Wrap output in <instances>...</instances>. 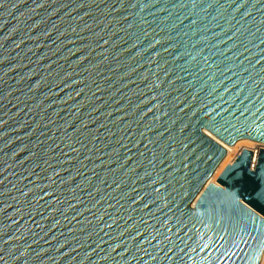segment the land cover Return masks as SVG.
I'll list each match as a JSON object with an SVG mask.
<instances>
[{"label": "water", "instance_id": "obj_1", "mask_svg": "<svg viewBox=\"0 0 264 264\" xmlns=\"http://www.w3.org/2000/svg\"><path fill=\"white\" fill-rule=\"evenodd\" d=\"M263 248L264 0H0V264Z\"/></svg>", "mask_w": 264, "mask_h": 264}, {"label": "bare ground", "instance_id": "obj_2", "mask_svg": "<svg viewBox=\"0 0 264 264\" xmlns=\"http://www.w3.org/2000/svg\"><path fill=\"white\" fill-rule=\"evenodd\" d=\"M257 146H258L257 143L252 142L250 140H246V139L239 140V141L235 142L233 145L229 146L228 149L225 151V156H224L223 160L221 161V163L217 167L214 175L212 176V178L209 181L215 183L216 177L218 176L220 171L223 170V167L225 166V164H227V165L231 164L235 160L237 155L243 149H253ZM263 263H264V248H263V252H262V255H261V258H260L258 264H263Z\"/></svg>", "mask_w": 264, "mask_h": 264}, {"label": "rangeland", "instance_id": "obj_3", "mask_svg": "<svg viewBox=\"0 0 264 264\" xmlns=\"http://www.w3.org/2000/svg\"><path fill=\"white\" fill-rule=\"evenodd\" d=\"M226 165H227V164H225V166H226ZM225 166H224V167H225ZM224 167H223V168H224ZM220 172H221V171H220ZM263 264H264V263H263Z\"/></svg>", "mask_w": 264, "mask_h": 264}]
</instances>
